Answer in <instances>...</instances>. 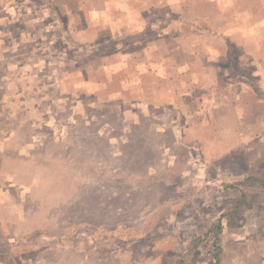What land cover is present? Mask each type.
I'll return each mask as SVG.
<instances>
[{
  "label": "rangeland",
  "instance_id": "374dc122",
  "mask_svg": "<svg viewBox=\"0 0 264 264\" xmlns=\"http://www.w3.org/2000/svg\"><path fill=\"white\" fill-rule=\"evenodd\" d=\"M223 23L215 0H0V264H264V91L206 39Z\"/></svg>",
  "mask_w": 264,
  "mask_h": 264
},
{
  "label": "crops",
  "instance_id": "0c3cea01",
  "mask_svg": "<svg viewBox=\"0 0 264 264\" xmlns=\"http://www.w3.org/2000/svg\"><path fill=\"white\" fill-rule=\"evenodd\" d=\"M215 1L222 12L224 28L222 31H215L209 37H206V39H210L214 43H224L225 47H227L228 44H233L238 45L241 49L244 48L243 50L246 53V57H241L239 62L243 61L245 58L249 59L250 65L248 64V67L251 69L254 68L250 73V77H256L257 75L259 77V80H256V88L247 83L245 90L264 91V7L259 5L256 8V6L253 7V5L249 8L247 4L234 2L233 0H223V2H221V0ZM210 27H212V24H210ZM0 41H2L1 38ZM181 41L186 44L188 43V41L184 39H181ZM199 49L198 47L197 51L196 46H193L192 53L198 58H201ZM214 50L217 49L215 48ZM0 54H2V52H0ZM236 62L237 61H234L235 64ZM238 65L239 64H237V66ZM223 70H225L224 73L230 74L229 70ZM225 90H231V86ZM193 98L194 97L191 96L192 100ZM258 102L255 103L256 105L259 104L257 108L260 107V105H262L261 108H263V95L259 97Z\"/></svg>",
  "mask_w": 264,
  "mask_h": 264
},
{
  "label": "trees",
  "instance_id": "16d2710c",
  "mask_svg": "<svg viewBox=\"0 0 264 264\" xmlns=\"http://www.w3.org/2000/svg\"><path fill=\"white\" fill-rule=\"evenodd\" d=\"M254 180V179H253ZM256 181V180H255ZM221 231V226H216V232H215V235H216V238H215V244L216 242H218V238H217V235L220 233ZM218 251H219V246L216 248V252H215V259L218 260Z\"/></svg>",
  "mask_w": 264,
  "mask_h": 264
}]
</instances>
